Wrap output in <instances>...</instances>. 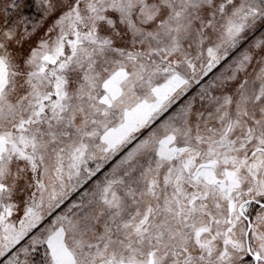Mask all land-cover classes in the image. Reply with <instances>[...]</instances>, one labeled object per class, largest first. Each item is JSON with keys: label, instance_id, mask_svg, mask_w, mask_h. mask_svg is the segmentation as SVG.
<instances>
[{"label": "snow or ice", "instance_id": "6c2138e0", "mask_svg": "<svg viewBox=\"0 0 264 264\" xmlns=\"http://www.w3.org/2000/svg\"><path fill=\"white\" fill-rule=\"evenodd\" d=\"M0 264H264V0H0Z\"/></svg>", "mask_w": 264, "mask_h": 264}]
</instances>
